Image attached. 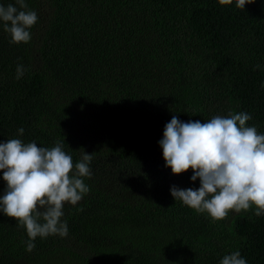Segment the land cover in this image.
I'll return each instance as SVG.
<instances>
[{
	"label": "trees",
	"instance_id": "1",
	"mask_svg": "<svg viewBox=\"0 0 264 264\" xmlns=\"http://www.w3.org/2000/svg\"><path fill=\"white\" fill-rule=\"evenodd\" d=\"M26 3L38 15L30 42L10 43L0 22V142L62 141L74 162L92 154V176L64 207L67 236L37 237L31 252L0 212V264H220L234 251L264 264V215L213 221L174 200L172 185L195 189L199 178L172 174L158 144L173 115L246 112L264 134V0L244 10L235 0Z\"/></svg>",
	"mask_w": 264,
	"mask_h": 264
},
{
	"label": "clouds",
	"instance_id": "2",
	"mask_svg": "<svg viewBox=\"0 0 264 264\" xmlns=\"http://www.w3.org/2000/svg\"><path fill=\"white\" fill-rule=\"evenodd\" d=\"M253 2L235 0V7L244 10ZM218 3L230 5L233 0ZM37 21V12L29 9L26 0L0 5V22L11 37L10 43L30 42V29ZM24 72V66L17 64L15 79H21ZM251 119L246 112L215 115L204 123L184 122L172 116L158 141L165 167L175 175L191 169L190 180L199 178L195 189L172 185L170 194L174 200L197 213H206L213 221L250 208H254L256 216L264 215V134L255 126H247ZM17 132L23 135L24 129ZM92 159V154L83 151L79 161L74 162L62 141L52 147L25 143L19 138L0 142V170L6 183L0 195V212L25 230L26 251L34 250L37 237L67 236V221L62 219L64 207L77 205L90 192L84 180L92 176ZM220 264L248 262L234 251L224 255Z\"/></svg>",
	"mask_w": 264,
	"mask_h": 264
}]
</instances>
